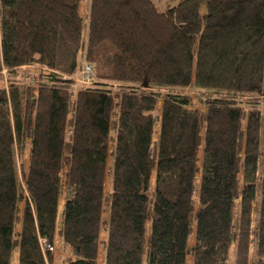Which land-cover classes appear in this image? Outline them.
I'll return each instance as SVG.
<instances>
[{"label":"trees","instance_id":"16d2710c","mask_svg":"<svg viewBox=\"0 0 264 264\" xmlns=\"http://www.w3.org/2000/svg\"><path fill=\"white\" fill-rule=\"evenodd\" d=\"M84 1L0 0V264H264V0Z\"/></svg>","mask_w":264,"mask_h":264},{"label":"crops","instance_id":"0c3cea01","mask_svg":"<svg viewBox=\"0 0 264 264\" xmlns=\"http://www.w3.org/2000/svg\"><path fill=\"white\" fill-rule=\"evenodd\" d=\"M24 169L26 168V162L28 160V157H27V150L24 152ZM106 190H109V182H108V189ZM60 207H59V213L61 212L62 210V204H63V201L60 200ZM105 238V234L104 233H101L100 235V239L101 240H104ZM56 250L53 252V260H52V263L51 264H63V262H67L69 259H70V254L68 253V251H62L61 247H60V241L58 238L55 239V246ZM103 251H104V248L103 246H100L99 250H98V253H97V264H102L103 263ZM12 263L11 264H19V260H17V253H15L13 255V258H12Z\"/></svg>","mask_w":264,"mask_h":264},{"label":"rangeland","instance_id":"374dc122","mask_svg":"<svg viewBox=\"0 0 264 264\" xmlns=\"http://www.w3.org/2000/svg\"><path fill=\"white\" fill-rule=\"evenodd\" d=\"M156 1V0H155ZM87 2V0H85L84 2H82L81 4H80V10H79V14H80V17H84V14L86 13V3ZM83 35H85V32H84V34ZM80 57V59H81V62L82 61H84L85 62V59L83 58V56H79ZM88 63V62H87ZM92 64V63H91ZM93 65V64H92ZM39 66H36V65H32V66H28V67H22L21 69H20V75L23 77V76H29V77H32V76H36L37 74H38V71H40L41 69H39L38 68ZM94 67V66H93ZM79 69H80V67H79ZM41 71H44V68L41 70ZM94 72H95V67H94ZM2 73L3 74H5V71L3 70L2 71ZM20 76V77H21ZM81 76L82 75H79V70L77 69V71H75L74 72V74H73V77H72V79H73V81L75 82V84H77V86L78 85H84V84H82L81 83ZM86 86V85H85ZM198 90H195V89H191V90H189V93L190 94H192L193 95V98L195 99V105H196V95H197V93L199 92H197ZM195 94V95H194ZM19 163V162H18ZM108 180L107 181H105V188L106 189H108ZM42 247L43 248H45L44 247V244H43V242H42ZM57 248V247H56ZM56 250V249H55ZM52 252H54V251H52Z\"/></svg>","mask_w":264,"mask_h":264},{"label":"built area","instance_id":"2783aa9c","mask_svg":"<svg viewBox=\"0 0 264 264\" xmlns=\"http://www.w3.org/2000/svg\"><path fill=\"white\" fill-rule=\"evenodd\" d=\"M80 73H81V83L84 85L92 84L95 81V74H94V68L91 63H87L82 61L80 66ZM45 250L48 252L55 251L56 248L44 245Z\"/></svg>","mask_w":264,"mask_h":264},{"label":"bare ground","instance_id":"6f19581e","mask_svg":"<svg viewBox=\"0 0 264 264\" xmlns=\"http://www.w3.org/2000/svg\"><path fill=\"white\" fill-rule=\"evenodd\" d=\"M77 68H76V71H77V69L79 70V67L81 66V59H80V57H78L77 58ZM79 75H81V73H80V70H79ZM112 163V162H111ZM43 244L45 245H47V246H49L45 241L43 242ZM53 247V246H52ZM55 248V247H54ZM70 262V261H69Z\"/></svg>","mask_w":264,"mask_h":264}]
</instances>
